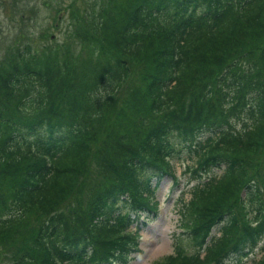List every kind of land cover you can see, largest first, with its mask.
<instances>
[{
	"label": "trees",
	"instance_id": "1",
	"mask_svg": "<svg viewBox=\"0 0 264 264\" xmlns=\"http://www.w3.org/2000/svg\"><path fill=\"white\" fill-rule=\"evenodd\" d=\"M83 2L65 42L28 44L2 68L9 262L127 264L137 245L131 210L156 209V186L175 177L183 148H196L195 182L178 210L187 234L166 264H239L264 236V0ZM80 46V71L59 82ZM99 118L110 121L105 139ZM86 166L98 190L65 215ZM30 217L38 229L21 232Z\"/></svg>",
	"mask_w": 264,
	"mask_h": 264
},
{
	"label": "rangeland",
	"instance_id": "2",
	"mask_svg": "<svg viewBox=\"0 0 264 264\" xmlns=\"http://www.w3.org/2000/svg\"><path fill=\"white\" fill-rule=\"evenodd\" d=\"M83 1L0 0V96L7 91L1 74L5 70L2 68L6 62L10 59L14 60L11 54L16 50H25L28 44H31L32 48L36 50L37 48H50L51 46L58 47L61 45V42H65L68 39L67 33L77 29L78 25L76 26L71 20L72 11L81 12L84 9ZM85 53L86 48L83 46L77 49L75 52L76 59L70 60L72 64L69 77L62 78L59 82L71 83V78L75 77L81 69L77 59H86ZM64 55L67 57L66 53ZM129 84L135 83L130 80ZM54 100L59 103L62 101L55 98ZM99 119L105 123L103 125L100 122L96 123L94 130H102L104 134L101 136L105 139L107 135L106 128H109L110 121L108 119H105V121L101 120V118ZM206 137V135H203L201 140L203 141ZM98 141H100V144L102 143L100 139ZM94 149L96 151L97 146H94ZM195 150L196 148H183L181 157L173 161L176 177L167 176L161 179V183L155 189L154 201L157 203L156 209L142 212L131 210L134 221L128 231L136 236L137 245L136 249L130 253L127 264H166L167 257L175 253V237L177 235L186 237L187 233H185L186 231L181 228L179 223L180 214L178 210L182 202L189 199V189L195 182L191 179L190 170L187 168V166L193 165V162L198 159V154ZM22 163L23 161L16 166H20ZM4 168L5 164L0 162V191L9 193L10 190L8 191L4 188V183L10 181L12 173L9 169L3 171ZM86 168L84 170V182L81 183L80 181L79 187L69 195L64 203L66 207L64 209L65 215L69 211L74 210L77 205L85 208L86 206L84 205L87 203L88 206L92 195L98 190L97 184L101 182V177L96 173L95 166H86ZM91 184L93 185L92 188L89 187ZM71 215L73 216L74 214ZM246 217L247 215L243 218ZM39 224L40 219L30 217L21 232L27 230L32 233V231L38 229ZM216 230L217 228L213 230L214 234L217 233ZM9 241L10 239H0V264H11L10 262H12L11 256L13 255L7 248L12 247L14 244L8 243ZM183 244L189 252L195 251L188 240L184 241ZM27 247L30 248L29 245ZM232 257L230 259L226 257L225 261L230 264ZM262 258H264V236L254 248H251L249 254L242 258L240 263L251 264Z\"/></svg>",
	"mask_w": 264,
	"mask_h": 264
}]
</instances>
